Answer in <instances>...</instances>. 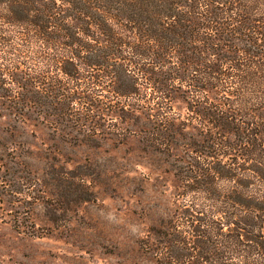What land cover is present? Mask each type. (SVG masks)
<instances>
[{
    "label": "trees",
    "instance_id": "16d2710c",
    "mask_svg": "<svg viewBox=\"0 0 264 264\" xmlns=\"http://www.w3.org/2000/svg\"><path fill=\"white\" fill-rule=\"evenodd\" d=\"M4 112L93 144L130 118L187 200L156 263L264 264V0H0Z\"/></svg>",
    "mask_w": 264,
    "mask_h": 264
},
{
    "label": "rangeland",
    "instance_id": "374dc122",
    "mask_svg": "<svg viewBox=\"0 0 264 264\" xmlns=\"http://www.w3.org/2000/svg\"><path fill=\"white\" fill-rule=\"evenodd\" d=\"M13 118L0 114V264H157L144 243L187 200L151 135L116 115L112 134L75 142Z\"/></svg>",
    "mask_w": 264,
    "mask_h": 264
}]
</instances>
